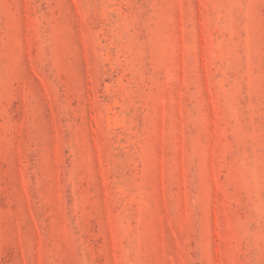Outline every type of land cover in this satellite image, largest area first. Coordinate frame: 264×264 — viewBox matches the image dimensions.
Here are the masks:
<instances>
[{
  "label": "rangeland",
  "instance_id": "rangeland-1",
  "mask_svg": "<svg viewBox=\"0 0 264 264\" xmlns=\"http://www.w3.org/2000/svg\"><path fill=\"white\" fill-rule=\"evenodd\" d=\"M0 264H264V0H0Z\"/></svg>",
  "mask_w": 264,
  "mask_h": 264
}]
</instances>
